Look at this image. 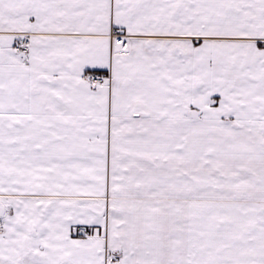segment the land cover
I'll list each match as a JSON object with an SVG mask.
<instances>
[{
  "label": "snow or ice",
  "instance_id": "obj_1",
  "mask_svg": "<svg viewBox=\"0 0 264 264\" xmlns=\"http://www.w3.org/2000/svg\"><path fill=\"white\" fill-rule=\"evenodd\" d=\"M0 264H264V0H0Z\"/></svg>",
  "mask_w": 264,
  "mask_h": 264
}]
</instances>
